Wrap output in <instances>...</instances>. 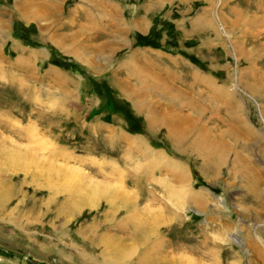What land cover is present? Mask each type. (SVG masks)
I'll return each instance as SVG.
<instances>
[{"label":"rangeland","instance_id":"obj_1","mask_svg":"<svg viewBox=\"0 0 264 264\" xmlns=\"http://www.w3.org/2000/svg\"><path fill=\"white\" fill-rule=\"evenodd\" d=\"M258 4L0 0V264H264Z\"/></svg>","mask_w":264,"mask_h":264},{"label":"bare ground","instance_id":"obj_2","mask_svg":"<svg viewBox=\"0 0 264 264\" xmlns=\"http://www.w3.org/2000/svg\"><path fill=\"white\" fill-rule=\"evenodd\" d=\"M37 7V6H36ZM23 9V12L24 11H28V12H31L33 13L34 9H35V12L36 13H42V10L40 11V8L37 7V8H32L31 6L29 7H26V8H22ZM44 13L46 14V11H44ZM49 13V11H48ZM37 15V14H36ZM28 16V15H27ZM256 71V70H255ZM252 73V71H251ZM254 73V72H253ZM257 74V73H256ZM258 75V74H257ZM256 75V76H257ZM255 76V77H256ZM262 77V76H261ZM260 78V77H259ZM173 89V87H172ZM169 90V89H168ZM171 91V90H170ZM175 91V90H174ZM174 91H172V94L174 95ZM182 96V94H180ZM175 96V95H174ZM178 96V95H177ZM183 98V97H182ZM193 104V103H192ZM178 123V122H177ZM170 124V123H169ZM179 124V123H178ZM178 124L176 125H172L170 124V131H172V134L175 135V140L177 143H185V142H188V144L193 145L194 147H198V136L196 138H192L190 135L191 133L193 132L190 128H183L182 126L180 127ZM195 129V128H194ZM197 131V130H196ZM195 134V133H194ZM193 134V135H194ZM174 137V136H173ZM194 137V136H193ZM192 147V146H191ZM211 157L209 159H211V162H214V157H212V154L210 153L209 154ZM153 222L152 223H156L160 220V216L157 215V216H154V219H152ZM154 227V226H153ZM151 228V231L154 232V228ZM175 260L173 261L174 263L177 264V262H179L178 260L176 261V258H174ZM180 263V262H179Z\"/></svg>","mask_w":264,"mask_h":264},{"label":"crops","instance_id":"obj_3","mask_svg":"<svg viewBox=\"0 0 264 264\" xmlns=\"http://www.w3.org/2000/svg\"><path fill=\"white\" fill-rule=\"evenodd\" d=\"M258 3L259 4L256 7H253V9L250 6H248L247 8H246V6H242V8L236 10L235 13L237 11H246V12L248 11V12L256 13L257 10H258L259 14L264 13V6H262V5H264V0H258ZM249 4H250V2H249ZM245 5H247V4H245ZM261 8H263V10H261ZM235 9H237V8H235Z\"/></svg>","mask_w":264,"mask_h":264}]
</instances>
